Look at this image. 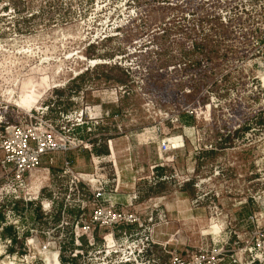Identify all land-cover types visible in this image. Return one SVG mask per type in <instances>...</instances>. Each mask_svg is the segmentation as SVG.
I'll return each mask as SVG.
<instances>
[{
    "label": "rangeland",
    "instance_id": "obj_1",
    "mask_svg": "<svg viewBox=\"0 0 264 264\" xmlns=\"http://www.w3.org/2000/svg\"><path fill=\"white\" fill-rule=\"evenodd\" d=\"M233 8L0 0V142L20 125L73 143L29 190L0 168V264H136L148 227L157 245L138 264L167 262L177 241L213 245L230 226L243 242L264 236V104L251 67L264 18L221 23ZM100 206L137 213L144 229L83 234Z\"/></svg>",
    "mask_w": 264,
    "mask_h": 264
},
{
    "label": "built area",
    "instance_id": "obj_2",
    "mask_svg": "<svg viewBox=\"0 0 264 264\" xmlns=\"http://www.w3.org/2000/svg\"><path fill=\"white\" fill-rule=\"evenodd\" d=\"M229 1L235 8H233V12H221L220 21L225 25H229V16L232 15L235 18H247L249 15L254 17L257 14H262L264 18V0ZM257 45L261 57L251 63V67L257 70L254 90L260 96L261 103L264 104V41L257 42ZM59 134V129L56 131L52 127L49 129L48 126L47 129H38L19 125L7 130L0 142L2 155L0 168L7 178L11 179V183L16 189L26 188L29 190L28 179L34 171L41 167L49 170L61 164L58 155L69 152L73 143L70 139L63 138ZM63 165L71 171L72 164L69 160H64ZM75 188L78 189L77 184H75ZM71 191H74V187ZM97 192L98 198H102L101 189H98ZM134 228L144 229L141 216L133 211H117L114 207L107 206L98 207L89 222L82 225L83 234L92 233L96 229L109 230L112 233L115 229H122L126 239L131 237L128 233L131 232L130 229ZM230 228L232 227H226L223 230L224 233L216 235L218 237L214 236L213 245L203 239L197 249L192 252L186 243L177 241L176 249L169 253L167 262L163 264H264V236L257 238L256 241L243 242L241 237L235 238L236 232L226 233L225 230H230ZM145 230L150 233V236L138 245L134 249L135 251L133 250V255L129 257H133L136 264L142 260L141 257L145 256L151 246L157 245L153 237V228L148 227ZM212 246H215V250ZM128 262L131 261H125L123 264H128ZM151 264L162 263L153 257Z\"/></svg>",
    "mask_w": 264,
    "mask_h": 264
},
{
    "label": "crops",
    "instance_id": "obj_3",
    "mask_svg": "<svg viewBox=\"0 0 264 264\" xmlns=\"http://www.w3.org/2000/svg\"><path fill=\"white\" fill-rule=\"evenodd\" d=\"M109 153L112 154L110 148H109ZM70 161H71L72 163H74L73 160L70 159ZM60 163H61V161H60ZM31 176H32V174H31ZM31 176H30V177H31ZM30 177H29V178H30ZM131 190H132V189H131ZM29 208H30V209H29ZM28 209L31 210V209H32L31 206L28 207ZM37 217H38V220L41 221L42 215H39V216H37ZM37 217H36V219H37ZM168 245H169V243H166V244H164V245L162 246L164 251L167 250ZM170 252H171V251H170ZM170 252H166L167 256H169V253H170Z\"/></svg>",
    "mask_w": 264,
    "mask_h": 264
},
{
    "label": "trees",
    "instance_id": "obj_4",
    "mask_svg": "<svg viewBox=\"0 0 264 264\" xmlns=\"http://www.w3.org/2000/svg\"><path fill=\"white\" fill-rule=\"evenodd\" d=\"M190 119H191V117H189ZM3 221L2 220H0V225L3 227L4 225H3V223H2ZM12 229V227H8V229H6V230H11Z\"/></svg>",
    "mask_w": 264,
    "mask_h": 264
}]
</instances>
